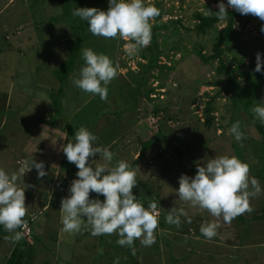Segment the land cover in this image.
<instances>
[{
    "label": "rangeland",
    "instance_id": "rangeland-1",
    "mask_svg": "<svg viewBox=\"0 0 264 264\" xmlns=\"http://www.w3.org/2000/svg\"><path fill=\"white\" fill-rule=\"evenodd\" d=\"M80 1L28 0L27 5L32 8V12L36 15L39 13L36 19L40 21L34 25L35 30L19 16L14 28L11 22L9 33H50L42 40L44 45L50 41L60 42L61 36L67 33L69 45L66 46L70 50L74 33L69 31V23L77 24L79 18L74 17L72 11L83 8L77 7ZM41 2L43 6L38 9L37 4ZM144 2L147 4L148 0ZM159 2L161 4L157 6ZM105 3L108 10L109 0ZM151 3L160 10L158 18L151 23L157 51L161 53L157 65L164 68H153L144 74L148 76L145 87L153 90L149 99H140L135 112L122 113L124 107H121V99L129 91L124 83H131L129 74L141 72V67L146 63L145 59L153 51L149 44L138 55L128 57L124 51L127 41L117 37L113 40L112 54L101 52L109 56L113 66L117 63L120 66V71L110 86L108 98H111L105 101V108L96 111L95 107L83 106L91 95L85 94L79 100H70V113L64 120H68L78 107H82L75 118L95 122L92 126V130H95L93 133L99 140L108 139L106 147L115 153L113 164L123 160L131 168L137 169V186L133 189V195L143 205L148 201L158 203L160 216L158 228L155 230L156 242L146 247L140 240L134 241L133 255L131 249L116 243L119 239L116 234L94 237L88 229L83 228L79 234L62 232L61 200L70 196L69 188L75 179L63 172L53 158L47 157L42 162L45 176L38 178L36 168L31 167L26 172L24 181H17L25 189L27 215L24 219L27 221L29 234L18 243L12 244L5 239L12 234L0 226V264L13 246L22 244L27 245L24 250V264H114L117 258L119 264H264V217L256 218L264 210V184L260 183L261 194L250 201L253 211L240 215L241 221L235 218L230 224H225L221 218V226L211 241L199 229L215 218L206 210L193 209L179 200L177 195L180 176L183 174L193 178L199 166H205L216 156L237 157L236 154H241L237 158L249 165L250 178L253 177L251 172L256 166L250 145H254L251 142L259 141L253 124L258 120L257 123L260 124V119L255 114H251V119L244 113L239 114L240 129L245 138L243 142H238L228 131V98L221 96L214 99L212 106L205 105L219 86L224 84V75L215 73L216 62L202 64L192 51L201 48L202 54L210 56L214 31H209L205 36L183 31L192 28L194 14L203 12L205 7L216 10L218 3L212 4L208 0H151ZM19 4V0H16L8 13L14 16L13 12ZM45 5L51 6L49 10ZM225 6L230 9L227 4ZM62 9L66 12L65 19ZM162 26L165 28H161ZM222 27L223 24H218L216 31ZM261 27V20L252 15L243 17L238 25L234 24V30L240 35L232 38L229 45L222 46L223 54L220 59L226 67L233 68L239 62H243L245 67L250 63L256 66L257 53L261 54L264 61ZM173 28L178 31L177 36L171 34ZM101 40L106 42L105 38ZM36 42L38 44L40 41ZM140 55L145 59L140 58ZM234 76L239 82V77L236 74ZM42 105L41 138L43 141L47 139V142L51 140L60 143L63 133L58 130L62 128V124L57 115L53 116L56 113L47 104ZM14 110L17 109L11 107V111ZM15 115L12 112L6 114L7 123L4 126L1 125L0 118V169L8 174L18 172L21 167L11 161L12 155H18V149L23 146L19 131L12 127H18V123L13 122L18 118L12 119ZM205 115L210 121L207 128L202 125ZM48 123L52 126L59 125L49 135L51 127L47 126ZM20 125L26 127L25 131L33 129L32 121L29 120ZM30 140H33V136ZM34 140L35 143L38 142L37 138ZM142 143H148L149 148L140 154ZM33 144L31 141L25 151ZM8 159L13 164L8 163ZM96 161L101 162L99 158L90 164L94 167ZM53 162L54 165H50ZM172 208L177 211L183 208L191 218V223L181 217L180 228L167 224L165 217Z\"/></svg>",
    "mask_w": 264,
    "mask_h": 264
},
{
    "label": "clouds",
    "instance_id": "clouds-1",
    "mask_svg": "<svg viewBox=\"0 0 264 264\" xmlns=\"http://www.w3.org/2000/svg\"><path fill=\"white\" fill-rule=\"evenodd\" d=\"M227 6L241 15H252L264 21V0H227ZM218 12L213 14L205 9V16L215 15L218 21H225L228 17L224 3L217 4ZM88 24V30L93 36L106 39L119 37L123 41L124 51L128 57H134L147 47L152 39V21L160 15V10L148 0H109L108 10L97 8H75L72 11ZM264 33V26L261 27ZM82 58L85 65L80 69L78 77L73 78V85L83 92L98 95L102 101L108 98V85L120 71L117 63L105 54H97L90 48L83 49ZM264 61L261 54H256L254 71L261 72ZM251 111L261 122H264V101L256 103ZM236 141H242L244 133L240 129V122L236 121L228 129ZM75 142H67L62 151L68 162L73 163L78 172V179L71 182L70 196L61 200V231L68 234H79L82 228L88 229L92 236H119L116 243L121 247H128L135 254L134 241L140 240L143 246L150 247L156 242L155 230L159 225L158 205L155 201L144 205L133 195L137 186V169L123 161L113 164L115 153L109 147L97 146V137L84 126L75 132ZM99 156L101 162L89 164V158ZM18 172L8 174L0 169V226L12 235L6 236L12 244H16L24 237L22 231L26 229L27 215L25 206V189L17 186V181L35 167L38 178L46 175L42 163L34 160H22ZM250 168L247 163L236 156H216L205 166H199L193 178L181 175L178 183L177 195L179 200L187 203L193 209L206 210L215 219L200 227V233L209 241L217 235L221 226L220 219L230 224L233 219L246 212L253 211L251 199L258 197L261 186L258 179L249 177ZM96 193L104 197L89 199V194ZM181 217L188 223L191 218L181 208H172L165 222L181 226ZM119 264V258L114 261Z\"/></svg>",
    "mask_w": 264,
    "mask_h": 264
},
{
    "label": "trees",
    "instance_id": "trees-1",
    "mask_svg": "<svg viewBox=\"0 0 264 264\" xmlns=\"http://www.w3.org/2000/svg\"><path fill=\"white\" fill-rule=\"evenodd\" d=\"M100 1L101 0H83V1L81 0L78 3L77 7L82 6L83 8H97L102 11H107V5L105 3L107 0H102L101 2ZM103 1L104 3H102ZM208 2L212 4L221 3V2L227 4V0H208ZM160 4L161 3L159 2L156 5L159 6ZM205 9L210 10L213 14L218 12V9L212 10L209 7H205L204 11ZM226 10L228 17L225 21H218L215 15L205 16L204 11L196 13L193 15L194 24L192 28L183 29V31L192 32L197 36H205L209 31L212 30L214 31L212 49H211L212 54L210 56L209 55L206 56L202 54L201 48H199L198 50H193L192 52L202 64L210 65L212 62H216L217 67L214 68L215 73L217 75H221V74L224 75V80H225L224 84L219 86V89L216 91L215 95L213 97H210L209 101L206 102L205 105L207 107L212 106L214 99L220 98L221 96L227 97L228 98L227 102L230 110L229 111L230 115L228 118L229 120L228 125L230 128L233 123L239 121L238 116L240 113H244L246 116H248L251 119V114H254L251 111V109L256 106V103L259 104L262 101H264V65H262L261 72L257 73L254 71L255 66L252 63L246 65L245 67L243 62H239L233 68L226 67L222 63L220 59V57L223 54L222 46L229 45L232 38H235L238 35H240L239 33H237V31L234 30V24L237 23L238 25V22L243 17L250 15V14L241 15L232 8ZM62 16L64 17V19L67 18L66 12H64L63 9H62ZM261 23L262 26H264V21H261ZM218 24H223V27L219 31H216V26ZM242 27L243 25H241V28ZM161 28H165V27L162 26ZM69 31L71 33H74V37L72 39V45L70 46L72 48L68 50L66 59L59 65L56 71L55 79L58 83V89L56 92H54L51 95L50 98V107L53 110V112H55L57 115H59L61 111L60 105L62 99L63 85L67 83V80L69 79L71 74L73 75V78L78 77L80 69L85 65V63H82V61H84L82 58L83 49L90 48L97 54H99V52L100 54L101 52L105 53V51H107V53L112 54V52L114 51V47H113L114 39L105 38L106 42H103L101 40L103 37H101L100 39V36H93L88 30V24L86 21L77 19V24L70 22ZM172 31L173 32L171 34L177 36L178 31L175 28H173ZM263 38H264V33H263ZM149 47L151 48L150 50L153 51V54L150 55L149 58L145 59L143 55H140V58H144L146 61L145 65L141 67L142 69L141 72L135 75L129 74L128 76H130L131 83L130 84L124 83L125 88L129 90L127 94L132 93V95L126 94L125 97L121 99L123 105L121 107H124L122 113L135 112L138 109V103L140 102V99L148 100L149 95L152 94L153 90L145 87L146 79L148 78V76L144 74H146L150 69L153 68H158V69L164 68V67H158L157 65V59L161 53L157 51L154 34L152 35V39ZM234 74H236L239 77V82L236 81ZM113 82L114 80L111 81V83L107 86L108 96L110 93L109 91L110 86ZM159 89L161 88L159 87ZM104 104L105 101H102L98 95L91 94L89 101L85 106L87 107L89 106V108L95 107V110L96 109L101 110L102 108H105ZM207 111L208 110H206V112ZM76 116L77 114L74 115L71 125H69L67 128V136L70 139L69 142L71 141L73 143L75 142V136H74L75 132L80 126H84L89 129H92L93 128L92 126L95 123V122L94 123L89 122L88 119L85 118L80 120L79 118L76 119L75 118ZM257 122L254 123L253 126L259 137V141L251 142L254 145L253 146L250 145V150H252L251 152H253L254 158L256 159V166L255 168L252 169L251 173L252 176L258 179L260 183L264 184V122H261L260 124ZM209 124H210L209 118L207 115H205L204 121H202V125L207 128ZM107 143H108V139L106 138L101 139L99 140L98 146L105 147ZM148 148H149L148 143H142L140 148V154L141 153L143 154V152ZM236 155L237 157L241 156V154L240 155L236 154ZM69 163L70 162H68L66 155L63 152V156L59 168L63 172H67L69 175H72L73 177L71 178L78 179L76 175L78 169L74 164L69 165ZM150 202L152 201H148L144 204V207L146 209L148 208V204ZM158 211H159V207H158ZM159 216H160V211H159ZM262 217H264V210H262L261 215L256 218H262ZM236 219L241 221L242 218L240 216H237ZM26 248H27L26 244H22L20 246L18 245L13 246L10 252L8 253V255L5 256L2 264H24V254H25L24 250Z\"/></svg>",
    "mask_w": 264,
    "mask_h": 264
},
{
    "label": "crops",
    "instance_id": "crops-1",
    "mask_svg": "<svg viewBox=\"0 0 264 264\" xmlns=\"http://www.w3.org/2000/svg\"><path fill=\"white\" fill-rule=\"evenodd\" d=\"M15 1L16 0H0L1 125L4 126L5 123H7L6 114H10V112L16 113L12 119L18 118L16 121L13 120V122L18 123V127H12L17 128V131H19V134H16L20 136L23 146L21 149H18V155L14 154L11 157V161H14L15 165L20 164L19 162L22 160L30 161L31 159L36 163H42L43 159H46L47 157L53 158L54 162H57V164L60 165L63 156L62 148L70 140L67 136V128L69 125H71L74 115L82 108L78 107L76 111L68 117V120H64V118H66L70 113L68 110L69 106H71L70 100H79V98L85 96V94L89 95V93L83 92L73 85V75L71 74L67 80V83L63 85L60 114L53 115H57V119H59V122L62 124V128H60L61 131L58 130L59 132L63 133L60 143L59 141L53 142L51 140H49L50 142H47V139L43 141L40 135L42 123V104L45 103L48 105L47 107H50L51 95L58 89V83L55 79V74L59 65L67 57V46L69 45V41L67 33L66 35L61 36L60 42L50 41L46 45H44V41L42 40L48 37L50 33H45V35L44 33L32 32L9 33L10 26L12 25L11 22L13 24L16 23L15 21H17L19 16L26 20L27 23H30L32 29L36 28L35 26L38 24V21H40L39 19H36V17L39 16V13L36 15L35 12H32V8L27 5L28 0H19L20 4L16 11L13 12L14 16L9 14L8 10ZM37 5L38 9H41V6H43L42 2ZM49 7L51 6L45 5L47 10H49ZM14 27L15 24L13 25V28ZM20 27L21 25H19L18 28ZM37 40L40 41L38 44L36 42ZM88 101L89 100L87 99L83 106H85ZM11 107L17 110L11 111ZM27 120L32 121L33 129L30 131H25L26 127L24 128L20 125ZM47 126L51 127V129H49V135L53 132L52 129H57L55 126L59 125L52 126L48 123ZM85 128L95 135L93 133L95 130L89 129L87 127ZM31 136H33V140H30ZM34 138H37L38 142L35 143ZM31 141L34 143L33 146L26 149L27 151H25V148H27ZM98 143L99 140L97 139V146ZM7 148L10 149L9 145H7ZM96 159H99L98 155L90 157L89 164ZM54 162L50 165H54ZM8 163H10L9 159ZM69 165H73V163H69ZM25 174L22 177V182L24 181ZM17 186L23 188L21 185L19 186L18 183ZM66 190L67 188H65V191ZM89 198L99 199L100 201L104 199L102 195L91 192L89 194Z\"/></svg>",
    "mask_w": 264,
    "mask_h": 264
},
{
    "label": "built area",
    "instance_id": "built-area-1",
    "mask_svg": "<svg viewBox=\"0 0 264 264\" xmlns=\"http://www.w3.org/2000/svg\"><path fill=\"white\" fill-rule=\"evenodd\" d=\"M217 9H218V8H217ZM19 231H22V232H23L24 237H27L28 234H29V229H28V227H27L26 229H19Z\"/></svg>",
    "mask_w": 264,
    "mask_h": 264
}]
</instances>
